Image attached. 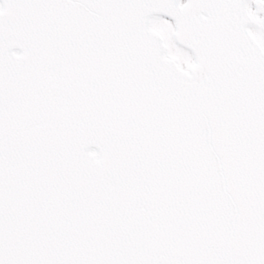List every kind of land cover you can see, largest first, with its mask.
<instances>
[{
  "label": "snow or ice",
  "instance_id": "obj_1",
  "mask_svg": "<svg viewBox=\"0 0 264 264\" xmlns=\"http://www.w3.org/2000/svg\"><path fill=\"white\" fill-rule=\"evenodd\" d=\"M0 264H264V0H0Z\"/></svg>",
  "mask_w": 264,
  "mask_h": 264
}]
</instances>
